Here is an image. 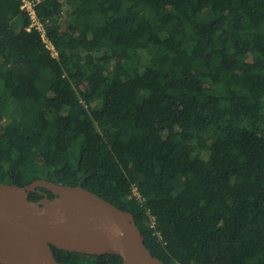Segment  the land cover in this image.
I'll list each match as a JSON object with an SVG mask.
<instances>
[{"label": "trees", "instance_id": "trees-1", "mask_svg": "<svg viewBox=\"0 0 264 264\" xmlns=\"http://www.w3.org/2000/svg\"><path fill=\"white\" fill-rule=\"evenodd\" d=\"M35 10L56 55L0 0V182L92 191L164 264H264V0ZM51 248L62 264L122 262Z\"/></svg>", "mask_w": 264, "mask_h": 264}, {"label": "water", "instance_id": "water-1", "mask_svg": "<svg viewBox=\"0 0 264 264\" xmlns=\"http://www.w3.org/2000/svg\"><path fill=\"white\" fill-rule=\"evenodd\" d=\"M38 187V200L29 192ZM86 255L117 254L121 264H164L144 243L131 212L79 185L37 178L0 182V264H62L51 246Z\"/></svg>", "mask_w": 264, "mask_h": 264}, {"label": "built area", "instance_id": "built-area-1", "mask_svg": "<svg viewBox=\"0 0 264 264\" xmlns=\"http://www.w3.org/2000/svg\"><path fill=\"white\" fill-rule=\"evenodd\" d=\"M39 1L40 0H19V5H20V8L22 10L26 11L28 16H29L30 24L28 26V29L31 27H34L37 30H39L41 37L45 41L48 48L51 50L52 54L56 55L57 52L55 51L54 46L46 38L44 23L40 21V19L37 16L36 10H35V6ZM132 192L138 199L141 200V202L143 201L142 197L140 196V194L137 191L136 186L132 187ZM151 225L152 226L154 225V220L152 217H151Z\"/></svg>", "mask_w": 264, "mask_h": 264}, {"label": "rangeland", "instance_id": "rangeland-1", "mask_svg": "<svg viewBox=\"0 0 264 264\" xmlns=\"http://www.w3.org/2000/svg\"><path fill=\"white\" fill-rule=\"evenodd\" d=\"M93 104H94V101H93ZM4 135V130L2 127H0V136H3ZM23 158L22 157H19V160H22Z\"/></svg>", "mask_w": 264, "mask_h": 264}]
</instances>
